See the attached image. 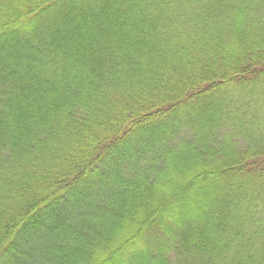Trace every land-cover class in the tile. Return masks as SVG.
Masks as SVG:
<instances>
[{"label":"trees","instance_id":"trees-1","mask_svg":"<svg viewBox=\"0 0 264 264\" xmlns=\"http://www.w3.org/2000/svg\"><path fill=\"white\" fill-rule=\"evenodd\" d=\"M0 264H264V0H0Z\"/></svg>","mask_w":264,"mask_h":264}]
</instances>
